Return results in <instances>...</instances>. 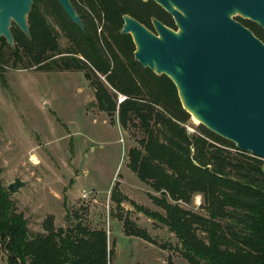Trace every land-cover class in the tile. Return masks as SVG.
Masks as SVG:
<instances>
[{
  "label": "trees",
  "instance_id": "obj_1",
  "mask_svg": "<svg viewBox=\"0 0 264 264\" xmlns=\"http://www.w3.org/2000/svg\"><path fill=\"white\" fill-rule=\"evenodd\" d=\"M70 1L84 30L57 0H33L29 37L15 23L11 25L13 47L0 37V76L5 68L18 66L83 71L94 88L97 108L117 115L123 129L141 130L138 144L128 150L127 165L158 193L150 198L164 213L129 200L136 211L166 225L190 264H264L261 159L202 124L189 132L190 114L182 108L174 83L135 60L131 36L120 32L124 14L149 28L151 16L175 27L171 15L153 0ZM46 14L64 32L69 43L65 49ZM196 193L202 196L205 214L180 205L189 203ZM120 198L128 200L113 187L112 199ZM120 219L126 235L149 238L126 217ZM43 226V233H30L26 218L15 211L0 181V242L7 264H108L104 229H91L81 222L54 227L51 217Z\"/></svg>",
  "mask_w": 264,
  "mask_h": 264
},
{
  "label": "rangeland",
  "instance_id": "obj_2",
  "mask_svg": "<svg viewBox=\"0 0 264 264\" xmlns=\"http://www.w3.org/2000/svg\"><path fill=\"white\" fill-rule=\"evenodd\" d=\"M46 17L65 49L69 43L64 32L53 16ZM196 125L190 116L187 130L195 132ZM140 137L139 128L123 129L117 115L97 108L94 88L83 71L18 66L5 68L0 76V181L5 187L16 177L26 182L9 193L31 234L43 233L48 217L54 227L81 222L105 230L108 264H190L180 254L174 233L137 212L129 201L164 213L150 198L158 193L127 165L128 150ZM115 186L128 200L112 199ZM201 202L196 193L180 205L205 214ZM120 217L149 238L126 235ZM0 264H7L1 242Z\"/></svg>",
  "mask_w": 264,
  "mask_h": 264
},
{
  "label": "water",
  "instance_id": "obj_3",
  "mask_svg": "<svg viewBox=\"0 0 264 264\" xmlns=\"http://www.w3.org/2000/svg\"><path fill=\"white\" fill-rule=\"evenodd\" d=\"M57 1L84 30L71 1ZM153 1L172 16L176 29L152 18L151 30L124 14L120 32L131 36L135 60L170 78L182 108L198 124L264 159V43L231 18L238 12L264 28V0ZM32 2L0 0V37L11 47L12 23L30 35ZM25 183L16 177L6 188L15 193Z\"/></svg>",
  "mask_w": 264,
  "mask_h": 264
},
{
  "label": "flooded vegetation",
  "instance_id": "obj_4",
  "mask_svg": "<svg viewBox=\"0 0 264 264\" xmlns=\"http://www.w3.org/2000/svg\"><path fill=\"white\" fill-rule=\"evenodd\" d=\"M172 17V16H171ZM152 18H156L158 19L161 23H163L164 25L170 27V28H173V29H176V26L175 27H172L170 26L169 24L165 23L163 20L155 17V16H151L150 17V22H151V25H152V21L151 19ZM231 18L239 23L240 25H242L244 28L248 29L250 32H252V34L254 36H256L258 39H260L263 43H264V28L259 25L258 23H256L252 18L248 17V16H243L241 15L240 13L236 12L234 14H231ZM173 19V18H172ZM140 22V21H139ZM174 22V20H173ZM143 24V23H142ZM145 25V24H144ZM146 26V25H145ZM147 27V26H146ZM149 28V27H147ZM151 30H154L153 28V25H152V28H149Z\"/></svg>",
  "mask_w": 264,
  "mask_h": 264
},
{
  "label": "built area",
  "instance_id": "obj_5",
  "mask_svg": "<svg viewBox=\"0 0 264 264\" xmlns=\"http://www.w3.org/2000/svg\"><path fill=\"white\" fill-rule=\"evenodd\" d=\"M85 196V195H84Z\"/></svg>",
  "mask_w": 264,
  "mask_h": 264
}]
</instances>
